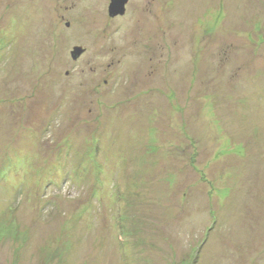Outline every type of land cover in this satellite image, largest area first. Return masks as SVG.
<instances>
[{
  "label": "rangeland",
  "instance_id": "374dc122",
  "mask_svg": "<svg viewBox=\"0 0 264 264\" xmlns=\"http://www.w3.org/2000/svg\"><path fill=\"white\" fill-rule=\"evenodd\" d=\"M111 1L0 0V264H264V0Z\"/></svg>",
  "mask_w": 264,
  "mask_h": 264
},
{
  "label": "water",
  "instance_id": "95a60500",
  "mask_svg": "<svg viewBox=\"0 0 264 264\" xmlns=\"http://www.w3.org/2000/svg\"><path fill=\"white\" fill-rule=\"evenodd\" d=\"M128 3V0H112L110 5V14L111 16H123L126 12V5ZM82 51L84 52L83 48H77L76 52L74 53L75 56H79Z\"/></svg>",
  "mask_w": 264,
  "mask_h": 264
},
{
  "label": "flooded vegetation",
  "instance_id": "af4514ba",
  "mask_svg": "<svg viewBox=\"0 0 264 264\" xmlns=\"http://www.w3.org/2000/svg\"><path fill=\"white\" fill-rule=\"evenodd\" d=\"M129 3H130V0H128V3L126 5V11H127V7L129 6ZM151 3H153V0ZM150 5H152V4H150ZM151 8L153 9V6ZM150 11H151V9H150ZM126 15H127V13L125 12V14L123 16L119 15V16H115L114 18H112V17L111 18H112V20H116V19L124 18ZM85 53H86V51H85ZM104 82H105V84H108V81H104Z\"/></svg>",
  "mask_w": 264,
  "mask_h": 264
}]
</instances>
